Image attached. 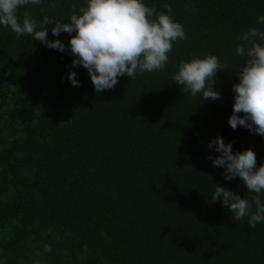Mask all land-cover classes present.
Returning a JSON list of instances; mask_svg holds the SVG:
<instances>
[{"label":"trees","instance_id":"trees-1","mask_svg":"<svg viewBox=\"0 0 264 264\" xmlns=\"http://www.w3.org/2000/svg\"><path fill=\"white\" fill-rule=\"evenodd\" d=\"M145 2L170 6L186 38L163 71L125 75L101 92L82 66L72 69L79 86L70 84L67 50L0 26V264H264V223L249 227L211 200L216 185L250 203L255 194L206 158L219 155L207 147L219 135L264 162V138L227 123L244 62L235 49L249 29L264 31V0ZM83 6L42 0L18 16L67 22ZM59 39L67 46L69 35ZM206 54L224 67L218 100L172 79L181 60Z\"/></svg>","mask_w":264,"mask_h":264},{"label":"clouds","instance_id":"clouds-1","mask_svg":"<svg viewBox=\"0 0 264 264\" xmlns=\"http://www.w3.org/2000/svg\"><path fill=\"white\" fill-rule=\"evenodd\" d=\"M42 0H0V26L9 28L17 37L30 36L46 47L72 56L67 78L72 86H79L73 68L82 66L88 72L96 92L110 90L118 78L135 79L138 73L163 71L173 43L186 38L184 27L173 15L170 6L164 12L146 4L145 0H84L85 6L74 9L67 22L54 21L48 16L37 22L27 12L21 19L18 10L37 6ZM264 24V15L257 17ZM53 24L49 40L46 25ZM61 33L69 35L67 46L59 39ZM75 33V35H72ZM235 52L243 58L239 67L238 82L231 86L232 112L228 125L247 129L251 134L264 138V31L251 28L240 37ZM224 69L217 55L206 54L176 65L172 79L182 86V91L200 100H218L221 92L214 87L216 74ZM242 113V115H239ZM207 147L217 156L207 155L213 167L223 169V179L239 177L245 189L255 195L242 198L223 185H216L211 200H220L236 220L247 217L249 227L264 223V162L257 166L251 148L233 151L231 143L216 136ZM254 205V209H253ZM50 252L51 248L45 249Z\"/></svg>","mask_w":264,"mask_h":264}]
</instances>
